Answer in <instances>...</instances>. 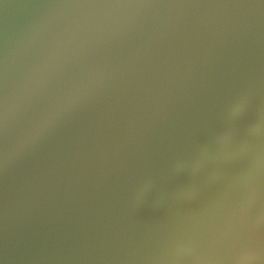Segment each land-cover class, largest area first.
Returning a JSON list of instances; mask_svg holds the SVG:
<instances>
[{"label":"clouds","instance_id":"1","mask_svg":"<svg viewBox=\"0 0 264 264\" xmlns=\"http://www.w3.org/2000/svg\"><path fill=\"white\" fill-rule=\"evenodd\" d=\"M0 264H264V0H0Z\"/></svg>","mask_w":264,"mask_h":264}]
</instances>
